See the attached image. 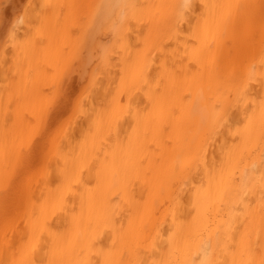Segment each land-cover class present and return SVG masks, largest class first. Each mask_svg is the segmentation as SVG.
<instances>
[{"label":"bare ground","instance_id":"obj_1","mask_svg":"<svg viewBox=\"0 0 264 264\" xmlns=\"http://www.w3.org/2000/svg\"><path fill=\"white\" fill-rule=\"evenodd\" d=\"M125 1L66 117L34 57L0 90V264H264V16Z\"/></svg>","mask_w":264,"mask_h":264},{"label":"rangeland","instance_id":"obj_2","mask_svg":"<svg viewBox=\"0 0 264 264\" xmlns=\"http://www.w3.org/2000/svg\"><path fill=\"white\" fill-rule=\"evenodd\" d=\"M118 1L114 0L109 6L108 0H0V90L3 87H7L8 81L10 87L14 85L11 89L18 85L21 86L22 84H19L21 76L19 77L20 81L16 82L18 75L26 73L24 75L27 76L31 73L29 76L34 81L27 77L31 81L28 82L27 80L28 84L34 82V87H39L40 92L43 91V84L44 92H47L45 96L43 92V96H40L42 93L39 90V94L34 92L36 96L39 95L37 97L44 99V103H41V106H45V103L48 105L58 98V106L53 105V103L49 104V106L52 105L57 108V113L60 112L62 115L61 112L65 111L63 108L68 104L69 98L71 102V97L75 99L81 94L80 89H84L87 83L89 84L87 79H89V75L92 72L89 67L97 65L96 63H98L100 56L103 57V48L112 42L113 33L111 30L113 29L114 31V25L112 24L115 22L113 20L116 19L118 12L124 7L123 3L122 6L120 5L121 2L119 4ZM130 2L132 0H129L126 4H131ZM116 5L121 9L119 8L120 10L118 9L119 11L117 10L118 12L116 11L117 14L115 15ZM125 7L128 9L131 5L129 7L125 5ZM246 11L245 15L237 18L236 22L242 25H249L254 21L253 25L254 23L259 24L264 16V0H250L249 8ZM155 12L158 20L162 21L160 9L157 8ZM143 14L140 13L139 24H143L141 20H146V18L150 17L146 16V13ZM188 14L189 12L186 13V18H191V15ZM177 17H180L179 19L181 20V15L177 14ZM179 19L178 22H180ZM129 22L135 25L134 21L130 20ZM17 57H34L37 60L49 57L53 60L52 65L54 63L55 65L51 66L50 62H48V64L45 63L47 67H43L44 62L36 60L34 63L41 67L37 68V72L36 70L28 72V70L25 71L24 69V73L23 71L18 73L19 71L17 72L16 69ZM53 57L54 59L56 57V59L54 60ZM85 57H88V59ZM89 57H91V60H89ZM49 58L48 61H50ZM82 58L85 60H82ZM81 60L83 61L82 63ZM50 71L51 75L49 74ZM37 89L35 90L36 92ZM67 90L71 91V94L69 93L71 97L68 94L69 98L65 94ZM58 91L59 93H57ZM55 93L57 98L54 96ZM51 99L54 100L52 101ZM64 115L66 114L62 116ZM41 119V122H43L42 117ZM36 131L34 132L37 134ZM38 132L40 133L37 136L34 135L36 138L33 136L36 140L39 134L42 137L44 136V132L40 129Z\"/></svg>","mask_w":264,"mask_h":264}]
</instances>
